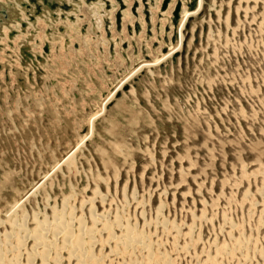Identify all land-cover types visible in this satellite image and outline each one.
Segmentation results:
<instances>
[{"label": "rangeland", "instance_id": "1", "mask_svg": "<svg viewBox=\"0 0 264 264\" xmlns=\"http://www.w3.org/2000/svg\"><path fill=\"white\" fill-rule=\"evenodd\" d=\"M80 13L84 18L76 26L84 27L87 43L80 34L66 49L52 41L43 65L32 63L41 71L40 89L15 87L14 68L24 71L25 83L35 81L37 72L29 75L26 65L12 59V48L6 59L9 46H0L4 260L11 258L19 236L15 226L23 224L30 232L36 221L49 223L60 214L73 233L78 220L97 232L106 224L116 237L128 226L170 264H264V0H199L198 8L183 16L177 48L156 64L141 66L145 72L139 69L135 81H126L127 92L104 101L111 103L90 119L85 139L81 128L95 105L88 97L100 93L93 80L106 89L101 75L109 63V78L116 81V56L126 40L130 65L134 48L142 59L139 38L146 34L143 29L134 36V47L126 19L120 35L112 12L110 37L118 43L111 58L109 43L99 48L85 7ZM155 24L154 15L153 37ZM37 27L33 41L44 32L43 24ZM153 37L146 41L149 48ZM41 47L33 51L40 53ZM121 67L126 69V61ZM79 79L85 89L77 86ZM71 141L75 148L57 163ZM105 233L94 239L97 264H144L136 251L122 257ZM61 239L46 264H75L60 248ZM23 241L18 264L32 252V240ZM222 248L230 255L220 254ZM33 259L32 264H40Z\"/></svg>", "mask_w": 264, "mask_h": 264}, {"label": "water", "instance_id": "2", "mask_svg": "<svg viewBox=\"0 0 264 264\" xmlns=\"http://www.w3.org/2000/svg\"><path fill=\"white\" fill-rule=\"evenodd\" d=\"M127 4H130L129 10L127 9ZM198 6L199 0H0V40H4V43H0V46H9L5 55L6 59L10 58L8 54L12 48L15 52L14 58L12 59L20 66L26 65V69L24 68V70H30L28 72L29 75L31 74V70L37 72L35 81L29 78L28 84L25 83L24 71L22 73L20 69L14 68L13 73L16 80L15 87H18L20 91L27 92L40 89L39 75L41 71L40 69L37 70L32 63H39L40 66L43 65L41 58L47 56L52 41L56 42L55 46L57 48L66 49L69 45V40L75 38L76 34H80L84 40V27L76 26L77 22L84 18V15L80 13L82 7H85V11L90 17L92 32L100 39L99 48L101 49V45H107V43H109L111 58L117 55L114 51V47L118 43L117 38L110 37L112 12H114L115 30L120 35L123 33L122 21L126 19V32L134 47V36L139 37L141 31L145 29V37L139 38L141 42L140 50L142 59H139L137 50L134 48L133 61L135 62L130 65V59L125 53L128 44L126 40L124 44L119 47L121 56H116L119 58V73L116 74V81L113 82L109 78L111 72L106 69L107 66H111L109 63H104L105 73L101 75L106 89H100L99 83L93 80L96 91H100V93L88 97L94 100L95 105H91V113L85 121V126L81 128V138L85 139L90 132V119L101 114L104 106L108 108L111 101L105 105L104 103L110 96L117 98L120 96L121 91L124 93L127 92L129 83L126 81L129 78L135 81L136 77L133 76L141 66L156 64L177 48L179 28L183 16L189 12L195 11ZM140 7H142L141 14L139 13ZM169 8L172 9L170 13L168 12ZM154 15L156 16V37H153ZM133 18L134 21H132ZM163 22H165L164 25ZM39 23L43 24L44 32L41 34L40 39L33 41V38L38 33L37 25ZM101 28L105 32V39L101 38ZM169 32H171V37L167 38ZM152 37L154 40L151 48H149L146 45V41ZM13 40H15L14 44ZM59 40H62V43H59ZM40 41L42 43L41 52L38 53V51H33V48L41 44ZM84 42L85 44L87 43L85 40ZM160 42L163 44L160 52L156 53L154 57H151L152 52H155ZM123 61H126V69L121 67ZM79 67L81 68V65H79ZM76 72L77 71L74 69L73 73ZM139 72L144 73L145 69H140ZM29 85H31V87ZM77 86L84 88L81 80ZM88 98L87 100H89ZM78 99L79 98H76V101H78ZM66 123L68 122L66 121ZM94 128H96L95 125ZM75 144V142L71 141L70 148L65 150L64 154L57 157V163H60L67 154L73 151Z\"/></svg>", "mask_w": 264, "mask_h": 264}, {"label": "bare ground", "instance_id": "3", "mask_svg": "<svg viewBox=\"0 0 264 264\" xmlns=\"http://www.w3.org/2000/svg\"><path fill=\"white\" fill-rule=\"evenodd\" d=\"M261 214L264 216L263 211ZM90 217L91 221L95 223L97 219H95L91 213ZM118 223H116L117 226H119ZM82 225L83 224L81 223V220H78V230L76 231V233H73L69 222H67L63 215L61 216L60 214H54L52 221L49 223L46 221H36L34 229L30 232H27L26 229H24L23 224L17 225L13 230L19 236L16 238V243L12 247V250L10 249V253H12V256L8 261L4 260L3 255L0 251V264L19 263L17 262V259L19 258L20 250L23 246V240L25 238L31 239L33 243V246L31 247L32 252L30 253V255H28L27 258H25V264H32V261L34 260L33 258L38 259L40 264H46L47 258L51 253L53 246H55V240L58 236H61L62 238L60 240V248L67 251L68 259L74 260L75 264H97V260H95L92 255V249L96 242L94 240L96 233L101 234L102 231L106 232L105 234L107 235L109 241H114L117 248L119 247L120 251L118 252L121 253L122 257L129 255L131 256V253L136 251L142 254L144 264H170L168 259L164 258L165 256H158L159 254H153L150 245L145 240L144 236L129 228L128 226L121 227L120 234L116 237L113 236L110 227L106 224L102 225L101 232H97L94 229V226L93 228L85 229ZM47 232L50 233L49 239L47 238ZM20 234H22L21 237ZM234 244L236 246V249H239L242 246L238 241ZM224 249L222 248L220 250V254L229 253L226 251V249Z\"/></svg>", "mask_w": 264, "mask_h": 264}]
</instances>
